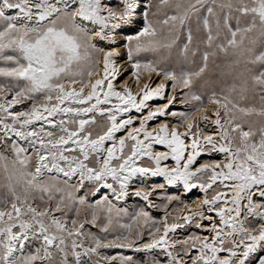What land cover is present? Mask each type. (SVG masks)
<instances>
[{
	"label": "snow or ice",
	"instance_id": "snow-or-ice-1",
	"mask_svg": "<svg viewBox=\"0 0 264 264\" xmlns=\"http://www.w3.org/2000/svg\"><path fill=\"white\" fill-rule=\"evenodd\" d=\"M205 2L196 0L193 4L191 0L187 3L185 0H160V6L172 7L176 13L168 15L160 23L170 25L171 35L173 30L185 25L191 13L199 11L196 4L203 6ZM140 4L141 0H119L122 7L103 4L102 0H0V63L4 65L0 67V77L9 81L0 84V148L3 149L0 151V169L6 181L2 185L6 188V195L0 198V264H87L82 257L99 256L98 249L102 247L131 248L136 252H151L160 248L167 256V264H186L179 258L177 245L184 246V255L199 245L200 254L191 259V264H264V210H261L264 209V203H255L251 191L255 186H264V119L257 131L251 125L248 130H244L243 124L236 122L237 113L242 117L255 114L264 118V105L259 110L240 107L228 96L218 99L213 93L208 98V104L217 107L211 110L210 115L205 110L207 106L203 98L190 92L184 95L181 102L188 104L192 110L171 113L180 118L186 128L185 132L181 133L178 127H170L168 124H162L155 134L148 131L147 122L167 115L168 107L175 103L176 96L165 95V83L153 87L150 82H142L141 77L147 75L151 81L152 74H155L163 76L166 81H172L174 89L188 88L193 77H199L205 72L209 57L216 56L217 52L205 51L202 55L203 65L197 71H184L179 75L175 71L158 68L152 61L133 62L134 54L171 48L175 43V39L169 43L158 39V30L148 19V11H144L140 14L143 27L135 35L123 37L127 41L123 47L127 49V61L131 62V76L135 78L139 92L134 95L128 81L124 82L123 91H117L113 82L123 75L126 68L118 63L123 53L115 45L120 30L136 23ZM160 6H157L158 11ZM145 7L150 8L151 4ZM218 7L228 10L222 25L227 35L225 42L215 44V48L226 55L231 50L232 55L243 57L246 65L259 66L255 71L246 68L248 75L243 80L241 98L249 90L259 89L264 93V0H237L235 4L227 0ZM206 11L208 15L203 17V29L207 35L203 42L211 49L214 40L219 38L221 22L217 17V33L214 36L209 17L216 13L211 6ZM233 11L237 13L234 17L235 28L229 23ZM12 12L14 14H9ZM94 38L106 42L109 47L98 46L93 42ZM187 41L182 53L189 51L193 41L191 30L188 31ZM257 44L260 51L256 50ZM101 53L103 77L93 82L91 77L97 75ZM192 55H196L195 50ZM241 75L244 76V73ZM5 93L11 95V99ZM154 97L167 99L168 103L156 111L150 110L140 121V127L133 128L117 144L115 133L133 123L131 116L119 122L118 116L132 109L141 112L148 107L147 101ZM113 99L118 103L111 108L100 107L110 104ZM260 99L264 102V94ZM25 101L31 102L30 107L11 111ZM220 108L228 117L223 124ZM89 113L100 116L107 113L109 126L102 135L95 138L86 126L98 122L95 116L85 119ZM196 113L200 115L196 116ZM211 116L216 117L212 123L219 130L218 140L212 135H203L199 129V122H207ZM54 117L60 118L52 119ZM37 122L41 123L39 128L35 127ZM44 124L53 130L46 131ZM141 133L143 140L138 138ZM12 137L26 141L28 147H22ZM182 137H191V145L186 144ZM105 141H113L112 147L106 148ZM128 141L134 143L129 145ZM153 143L164 145L168 152H154ZM129 147L130 153L125 151ZM189 147L191 151H186ZM29 148L34 153V159L27 155ZM9 149L12 159L4 154ZM205 149L209 153L226 154L223 166L219 163H204L194 168L197 158ZM141 156H147L152 164L136 166V159ZM169 158L175 161V166L161 167V161ZM209 172L211 182L207 185L198 183ZM45 173L56 175L46 177ZM60 176L66 179L61 180ZM77 176V183H70ZM137 177H163L168 186L182 184L185 193L197 187L207 193L219 180L225 188L233 190L232 204L235 207H213L221 200L225 205L228 204L225 193L218 192L210 199L205 196L202 205L207 206L209 212L215 211L219 217V226L216 223L211 225L210 232L213 235L210 238L192 236L170 243L167 239L169 232H175L183 225L169 224L166 212L163 234L157 235L160 228L153 221L154 230L149 233L152 239L139 246L136 245V239L141 233L137 231L136 238L130 240V225H122L129 229L128 235L107 240L83 232L84 225L89 223L87 219L83 222L69 219L68 212L75 211L79 217L81 208L77 205L86 204L85 196L75 195V191L88 187L86 182L91 185L88 187L90 195H95L100 188H106L111 190L116 199H121L128 195L130 182ZM109 178L119 187L108 183ZM225 181L233 183L225 184ZM165 184L154 186L153 192L157 188H165ZM134 194L148 201L151 207L163 208L165 211L173 201L180 200L179 196L170 195L163 197L167 203L153 204L149 200L152 193L144 188L137 189ZM259 195L264 198V187L260 188ZM245 198L247 203L242 204ZM87 206L93 209L90 222L94 226L97 220L96 209L106 211L111 223L114 206L107 196L97 200L95 205ZM120 211L124 210L116 209L117 213ZM193 215L210 219L204 217L202 212ZM140 218L145 222L150 220L149 214L143 209L133 216L134 222H139ZM183 219L191 223V217ZM196 227L200 228L201 224L197 223ZM101 231L108 232V227H101ZM85 235L91 241L88 247L84 246L83 239H79ZM237 236L240 238L238 241ZM222 252H226L227 256H220ZM103 259L110 262L116 257L105 256ZM120 262L136 264L131 256L120 257ZM152 264L162 262L153 260Z\"/></svg>",
	"mask_w": 264,
	"mask_h": 264
},
{
	"label": "rangeland",
	"instance_id": "rangeland-1",
	"mask_svg": "<svg viewBox=\"0 0 264 264\" xmlns=\"http://www.w3.org/2000/svg\"><path fill=\"white\" fill-rule=\"evenodd\" d=\"M144 6L141 7V13L144 11H148V19L152 22V24L157 28L158 30V39H160L164 43H169L173 39H175V43L172 44L171 48H160L158 51L155 52H142L138 55L134 54L133 56V62L134 61H141V62H147L152 61L156 64L158 68L165 69L168 71H175L177 75H179L181 72H192L197 71L199 67L203 65L202 55L205 51H216V56H210L208 61V66L204 73H202L199 77H193L192 83L190 87L183 88V87H177V89L180 91L178 95L180 96V102L184 95L186 93H195L197 95H200L206 106L208 105V98L215 93L216 97L218 99L228 96L234 103L238 104L240 107H249V108H255L259 110L262 105H264V102L261 101L260 97L262 93L259 89L256 91L249 90L247 93L243 94V98H241V87L243 85L244 78L248 75L246 73V68H252L253 71H255L259 66L256 65H246L244 63L243 57L234 56L231 54V50H229V54L220 53L218 49L215 48V44L223 43L225 42V36L227 35V30L223 28V17L228 14L227 9H220L218 5L220 3H226L227 0H215V3L213 0H206L203 6L200 4H196V7L199 9L198 12H193L190 14V19L185 23L183 27H178L177 29L173 30L171 35L169 34V26H165L161 21L167 18L168 15H175V10L172 7L168 6H160V0H143ZM188 0H185V3H187ZM232 2L235 4L237 3V0H232ZM151 4V7H145L147 4ZM191 3L195 4L196 0H191ZM159 11H158V7ZM213 7L214 11L216 13L215 16H210L209 21L211 24L213 35L216 36L217 28H216V19L217 17L220 19L221 22V29H220V35L219 38L214 40L213 42V48H208L207 45L203 42L206 39V32L203 29V17L207 16V7ZM153 13H156L153 15ZM237 13L234 11L231 13V17L229 20L230 25L235 28L236 27V21L235 16ZM140 25L137 26V28H134L131 32H125L124 30H120L121 33H123V37L126 35H135L142 27H143V17L140 20ZM171 23V22H170ZM243 26V25H241ZM191 30L193 35V41L189 45V51L187 53H182V48L185 43H188L187 41V34L188 31ZM119 32V33H120ZM127 33V34H125ZM122 37V41L120 39V35H118V43L126 44L127 41L124 40ZM117 43V44H118ZM101 47V44H97ZM122 46V45H121ZM126 50V57H127V49ZM196 51V55H192V51ZM256 50L260 51L261 48L259 44L256 46ZM239 60V63L237 61ZM129 63L130 71L128 72L131 76V62ZM4 66L2 63H0V67ZM98 68V65H97ZM96 68V70H97ZM244 73V76L241 74ZM132 77V76H131ZM85 79L87 80L88 77L85 76ZM135 79V78H134ZM9 83L8 80H6L3 77H0V84H7ZM172 81L169 83L168 88V95H170L175 89L172 87ZM249 81V85H250ZM234 89V90H232ZM231 90V91H230ZM5 95L8 96L9 99H11V95L8 93H5ZM27 105L23 107V109H26L27 107H30L31 102L25 101ZM43 102V101H41ZM114 103H117L118 101L114 100ZM223 102V101H222ZM156 105H159L161 102L156 101L154 102ZM182 103V102H181ZM217 106L214 105L212 107L216 108ZM231 107V106H230ZM192 109L188 104L182 103V106L171 108L168 110L169 115L173 118V123L183 126L181 124L180 118L178 116H172V112H180V111H191ZM220 111V119L221 123L223 124L228 117L224 115L223 108L219 109ZM93 116H95L97 120L96 125H87L86 128L88 131L92 132L93 138H95L97 135H102L107 127L109 126V122L107 120V117H101L96 115H88L84 117L85 119H91ZM238 120L236 122L242 123L244 130H248L249 126L253 128L254 131H257L259 127L261 126L262 119L255 114L248 116V117H242L239 113H237ZM60 117H54L52 119H59ZM159 119L156 117L154 120ZM155 122V121H154ZM157 123L161 122V119L159 121H156ZM155 123L151 124L152 126H155ZM138 124V123H136ZM41 126L40 122H37L35 125L36 128H39ZM45 130H53L50 128L49 125L44 124L43 125ZM230 127V126H229ZM199 129L201 130L203 135H213V132L217 130L216 127L210 124L209 121L207 122H199ZM123 131V130H122ZM196 131V129H194ZM58 132V131H57ZM156 133V132H155ZM154 133V134H155ZM219 139V137L215 138ZM258 139V137H257ZM148 142L146 141V144ZM128 144L131 145L132 142L128 141ZM167 149V148H165ZM164 149V150H165ZM3 149L0 148V151ZM126 152L130 153V147L125 149ZM5 155L9 157V159H12V153L10 149L6 152H4ZM68 153H66L67 155ZM222 153L218 152H212L209 153L207 149L202 152V156L197 160V162H207V163H215L220 162L223 160ZM115 163V162H114ZM197 163V164H199ZM223 163H220L221 166H223ZM152 162L148 160L147 157H145L141 163L138 164V166H148L151 165ZM196 166H194L195 168ZM226 171V170H225ZM56 175V174H55ZM210 175L211 173L204 174L201 179L198 181V183H204L207 185L210 182ZM48 175H46L47 177ZM61 180L66 179L63 176L59 177ZM77 179L73 178V180L70 183H77ZM112 182V181H111ZM110 182V183H111ZM232 181H225V184H231ZM6 183L4 180V173L3 170L0 169V198L4 197L6 195V188H4L2 185ZM233 183V182H232ZM159 184H164L160 180H153L151 181V186H156ZM88 187H91L90 184H86ZM64 187V185H61ZM115 187L118 188L116 184H114ZM140 188H144L145 190L152 191L153 188H148L147 185L144 184H138L137 185ZM88 187L85 189H82L81 191H75V195L77 196H85L86 198V204L84 206H79L81 208V212L79 217L76 216L75 211L68 212L69 219H78V221L83 222L85 219L89 221V223H86L83 228L84 233H91L95 236L106 238L107 240H114L117 236H124L129 234V229L122 227V225H130V231L131 235L129 236V239H134L137 236V231L141 233L140 237L136 239V245H142L146 242H149L151 240V236L149 235L150 231H153L152 228V222H156V227L160 228V232H163V226L162 223V217L166 216L167 212V222L169 224L172 223H178L183 225L180 229L176 230L177 235H175L174 232H169L167 239L169 242L175 241V240H184L188 237H199L203 239L202 233L199 228L196 227L197 223H200V216L194 215L191 219V223H186L183 219V209L185 205H190L193 202L197 201L201 197V193H193L192 196L189 198L190 201H187L186 197H183L179 191H176L175 189H169L165 186V188L160 189L157 188L154 192L153 196L154 199L152 200L154 204H165L167 203L163 197L164 196H170V195H176L180 197L179 201H173L172 204H169L167 207V210L165 211L163 208H152L147 203L143 201H139L135 198L134 194L128 195L126 198V201L122 204H119L117 201L112 200L111 197H108L111 201L112 205L114 206L113 212L111 214V223L108 221V213L106 211H100L99 209H96L97 211V220L95 222V226L90 222L92 219V208H89L87 205H95L97 200L103 199L104 196H106V193H102L101 195L97 196L88 194ZM230 188H225L224 185L220 184L219 180L215 184L212 185V188H209L206 196L210 199L213 195L216 193H227L230 192ZM253 196L252 199L255 203H264V199L261 197H258L256 195L257 192L260 191L259 187H253L251 189ZM228 194V193H227ZM225 196L227 200L231 198L230 195ZM244 200L247 201V198ZM245 201V203H247ZM36 203H39V201H36ZM204 209L207 210V206H201ZM213 207H235V205H232L228 202L227 205L223 203V200L220 201L219 204L213 206ZM10 208V205H9ZM116 209H123L124 211H120L119 213L116 212ZM143 209L145 212L149 214L150 220L145 222L143 218H140L139 222H134L133 216L135 213ZM264 210V209H261ZM211 217L215 215V211H212ZM190 214V213H189ZM211 214V213H210ZM56 215H60V213H56ZM233 215H235L233 213ZM216 218L218 216H215ZM243 217H241L242 219ZM218 222V223H217ZM216 224L219 226V221H217ZM255 223V221H252ZM247 223V221H246ZM107 226L108 232H102L101 227ZM69 227H71V224L69 223ZM14 231H18V229H15ZM175 231V232H176ZM160 232L157 233V235H160ZM213 235L211 233L210 237ZM79 239H83L84 246L88 247L91 244V241L89 240L88 236L85 235L84 237H81ZM240 238L238 237V240ZM231 240V238H229ZM211 242V240H209ZM229 247L231 244L229 243ZM183 245H177L176 250L180 252V257L182 259H187L188 263L191 264V259L198 256L199 252H192V249L189 250L188 255L183 254ZM199 248V245H197L196 249ZM26 251H31V249H26ZM77 251H81V249H77ZM99 256H91L89 257H82V260L87 261V264H121L120 257L122 256H131L133 260L136 262V264H152L153 260H159L162 262V264H167V259L165 257V253L158 251L156 249H153L151 252H136L131 248H119V247H108V248H100L98 249ZM220 256L226 257L227 253L222 252L219 253ZM116 257V259L109 261H104L103 257ZM71 260L72 258L69 257ZM39 264V262H38Z\"/></svg>",
	"mask_w": 264,
	"mask_h": 264
},
{
	"label": "bare ground",
	"instance_id": "bare-ground-1",
	"mask_svg": "<svg viewBox=\"0 0 264 264\" xmlns=\"http://www.w3.org/2000/svg\"><path fill=\"white\" fill-rule=\"evenodd\" d=\"M102 3H103V4H106V5H111V6H114V5L118 6V5H119V0H102ZM144 3H145V2H144L143 0H141L140 8L138 9V15H137V17H136V23L134 24L136 28H137V26H139L140 23H141V22H140V20H141V18H142V15H140V14H141V7L144 6ZM145 4H146V3H145ZM119 6L122 7V5H119ZM13 13H14V12H13ZM89 27H94V26L89 25ZM131 27H132V26H125V27L122 28V30H124L125 32H129V31L131 30ZM119 35H120V39H121V41H122L123 33L120 32ZM118 40H119V39H118ZM93 42L96 43V44H101V47H103V48H108V47H109V46L107 45L106 42H104V41H99V40H97V39H95V38H94ZM121 45H122V46H121ZM115 47L120 48L121 51H122V53H123L122 57L119 58L118 63H119V64H123V65H125L126 70H125V72L123 73V75H121L120 77H118L117 80L113 82V83H114V86L116 87V90H117V91H123V87H122V86H123V84H124L125 81H128V82H129V85H130V87H131V89H132L133 94L136 95V94L139 92V87L136 85V83H135V79H134L133 77H131L130 74L128 73V72L130 71V68H129L130 66H129V63H128V61H127L126 50H125V48L123 47V43H118V44L115 45ZM102 55H103V54L101 53V63L98 65V68H97V70H96V71H97V75H94L93 77H91V79H92L93 82H94L96 79H100V78L103 77ZM141 80H142V82H150V83L152 84L153 87H155L157 84H159V83H161V82L165 83V85H166V88H165V95L168 96V97H171L172 95H175V96H176V101H175V103L169 105L168 110L171 109V108H176V107H180V106H182V103L180 102V96L178 95V93H179L180 91H179L177 88H175V90H174L170 95H168L169 83H170L171 81H166V80H164L163 76H156L155 74H152V79H151V81H149L147 75L142 76V77H141ZM104 90L107 91V88L105 87ZM102 98H103V96L101 95V99H102ZM114 100H115V99H113V100L111 101L110 104H108V105H101L100 107H102V108H111L113 104H116V103L113 102ZM138 100H139V96H138ZM156 101H160L161 103H160L159 105H156V104L154 103V102H156ZM94 102H95V101H92V103H94ZM117 103H118V102H117ZM167 103H168V100H167V99H160L159 97H154L152 100L147 101V105H148V107H145L141 112H136L135 109H132V111L129 112V113H124L123 115H119V116H118V122H119V120H121V119H127L129 116H131V117H133V123H132V125L128 126L125 130L115 133L114 139H115L116 143L118 144L120 139H124V138H126L128 132L131 131L133 128H139V127H140V121H141L145 116H147V114H148V112H149L150 110H151V111H156L160 106L165 105V104H167ZM213 106H214V105L208 104L207 107H206V109H205L206 111L209 112L210 115H211V110H212V107H213ZM88 115H89V116H90V115L100 116V115L97 114V113H89ZM195 115H196V116H199L200 113H196ZM101 117H107V113H105V115H104V116H101ZM158 118L161 119V122H160V123H157V122H156V121H159V119H157V120H154V119H153V120L148 121V122H147V125H146L147 130L150 131V132H153V134H154V133L160 128V126H161L162 124H168L170 127L176 126V127H178V131L181 132V133H183V132L186 131L185 126H179V125H177V124H175V123L172 122V121H173V118L169 115V113H168L167 115H165V116H158ZM215 118H216L215 116H211V119L209 120L210 124L213 125L214 127H216V126L212 123V120H214ZM154 121L156 122V124H155V126H152L151 124L155 123ZM201 122H204V121H201ZM136 123H138V124H136ZM55 131H58V129H56ZM211 135H212V134H211ZM212 136H213L214 138L219 137V130L217 129L216 131H214ZM138 138H139L140 140H143V139H144V138H143V134L141 133L140 136H139ZM182 138L185 139L186 144H188L189 146L191 145V143H192V139H191V137H187V138L182 137ZM131 142L134 143L133 141H131ZM144 142L146 143V141H144ZM201 142L203 143V141H201ZM112 145H113V141H105V147H106V148H107V147H112ZM165 148H166V147H165L164 145H162V144H155V143L152 144V150H153L154 152H156V153H164V152H168V149H165ZM164 149H165V150H164ZM186 151H191V148L189 147ZM105 155H106V153H105ZM201 156H202V153H201V155L197 158V160H198ZM222 156H224V157H223V160H221L220 162H215V163H213V164H216V163H219V164H220V163H222V162H226V154H222ZM145 157H147V156H141L140 158L136 159V166H138V164L141 163V161H142ZM197 163H199V162H197ZM204 163H207V162H201V163H199V164H195V165H193V167H194V166L197 167V166H199L200 164H204ZM173 166H175V161L171 160V158H169V159L166 160V161H161V167H173ZM225 170H226V169H225ZM216 171L219 172L220 169H216ZM54 174H55V173H54ZM74 178L77 179V180L79 179L78 176H77V177H74ZM153 180H160V181H162V182L165 184V181H164L163 177H148V178L137 177V178L133 179V180L130 182V186H129V190H128V195H130V194H134L135 191H136L137 189L140 188V187L137 186L138 184H144V183H145V184L147 185L148 188H153V186L150 185L151 181H153ZM111 181H112L111 178H109V179H108V183H110ZM210 182H211V181H210ZM210 182H209V183H210ZM111 183L115 184L114 181H112ZM231 183H232V182H231ZM116 185L119 187L118 184H116ZM165 186H166L167 188H169V189H173V190L175 189L176 191H179L180 194H181L183 197H186L187 199H189V198L192 196L193 193H196V191H197V193H199V194L201 193V197H200L197 201L193 202V203L190 204V205H187V207L184 206V209H183V217H191V219H192V217L194 216L193 214L196 213V212H202L204 217H210V219H203V218L200 216V224H201V227L199 228L200 231H201V233H202V236H203L202 238H204V237H206V236L210 238V235H211V232H210L211 225H212L213 223H216L217 221H219V217L216 218V217H215V216H217L216 214L213 215V217H211V215H212L213 212L206 211V209H204V211L202 210L203 207H201V206H202V203H201V202H202V200L205 198L206 193H205V192H201L200 189H199L198 187H197V188H193L191 191H188L187 193H185V190H184L182 184H177V185H175V186H168V185L165 184ZM255 187H259V188H261V187H264V186H255ZM230 189H231V188H230ZM78 191H81V190H78ZM146 191H148V190H146ZM148 192L152 193V195H150V197H149V200L154 204V202L152 201V200L154 199V196H153L154 192H153V190H152V191H148ZM102 193H106V196H107V197H111L112 200L117 201L119 204H122L123 202H125V201H126V198L128 197V195H127V196H125V197H123V198H121V199H116L115 196H114V194L111 192V190L106 189V188H100L99 191L96 192V195L99 196V195H101ZM227 193H228V194H227ZM227 193H225V194L231 196V198L228 200V202L232 204V198H233V196H234V192H233V190L231 189V191H230V192H227ZM134 195H135V194H134ZM256 195H258V197H261V196L259 195V192H257ZM135 198L138 199L139 201H143V202H145V203H147V204L149 205V202H148V201H145V200H143L142 198L137 197V196H135ZM261 198H262V197H261ZM262 199H264V198H262ZM187 201H190V199L187 200ZM245 201H246V200H242L241 203H242V204H246ZM246 202H247V201H246ZM232 205H233V204H232ZM149 206H150V205H149ZM152 208H154V207H152ZM189 213H190V214H189ZM210 213H211V214H210ZM195 216H196V215H195ZM198 216H199V215H198ZM164 220H165V216L162 217V223H163V224H164ZM217 223H218V222H217ZM180 228H181V227L177 228L176 230H178V229H180ZM14 230H15V229H14ZM174 233H175V235H177V234H176L177 231L174 232ZM162 234H163V232H160V235H162ZM151 239H152V238H151ZM236 240L238 241V236L236 237ZM170 243H171V242H170ZM156 250L163 252V250L160 249V248H156ZM196 251L199 252L198 249H196V248H193V249H192V252H196ZM165 257H166V259H167L166 254H165ZM183 260L186 262V264L188 263V260H187V259H183Z\"/></svg>",
	"mask_w": 264,
	"mask_h": 264
},
{
	"label": "built area",
	"instance_id": "built-area-1",
	"mask_svg": "<svg viewBox=\"0 0 264 264\" xmlns=\"http://www.w3.org/2000/svg\"><path fill=\"white\" fill-rule=\"evenodd\" d=\"M113 7H117V6L114 5ZM9 14H14V13L12 12V13H9ZM134 28H136L135 25H132L131 30H130L129 32H131ZM125 34H127V33H125ZM8 99H9V98H8ZM0 102H2V101H0ZM26 105H27V103L24 102V103L21 104V105H17L16 108L11 109V111L15 112V111H19V110H24L23 107H25ZM12 139H13V140H17V142H18L22 147H26V148L28 147V144H27L26 141L18 140L16 137H12ZM37 147H39V146L37 145ZM27 155H31V156H33V159H34V153L32 152L31 148H29ZM32 170L34 171V168H33ZM46 175H55V174H54V173H52V174L45 173V176H46ZM86 184H88V182H86Z\"/></svg>",
	"mask_w": 264,
	"mask_h": 264
}]
</instances>
